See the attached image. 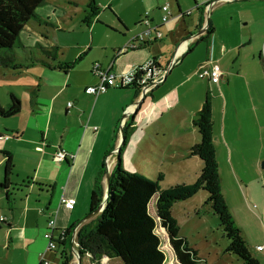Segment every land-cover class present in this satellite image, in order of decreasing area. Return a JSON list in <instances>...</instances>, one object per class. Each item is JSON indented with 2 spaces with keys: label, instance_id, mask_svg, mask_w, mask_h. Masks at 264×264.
<instances>
[{
  "label": "crops",
  "instance_id": "obj_1",
  "mask_svg": "<svg viewBox=\"0 0 264 264\" xmlns=\"http://www.w3.org/2000/svg\"><path fill=\"white\" fill-rule=\"evenodd\" d=\"M173 1L174 9L170 8V0H164L170 17L163 23L160 19L163 0L148 1L143 16L140 9L128 12L113 7L119 26L112 25L110 19L105 18L111 25L108 26L90 17V22L84 23L87 33L83 45L73 61L79 60L65 73L54 69V59L40 51L42 56L37 58L45 59L49 66L37 61L32 66L38 63L46 66L47 71L37 70L31 76L19 112L0 130V182L7 156L12 165L7 188L0 187V217L8 223L5 230H0V242L4 243L0 264H40L41 253L51 264L49 256L54 255L57 247L47 250V240L43 237L49 218L55 221L51 229L53 238L58 237V231L75 224L70 245L75 244L77 228L87 220L84 215L94 177L103 163L105 172L111 171L114 150L121 144L122 128L127 122H131L132 130L121 153L124 169L145 174L147 161L157 165L168 162L179 168L188 160L195 166L201 163L197 156L189 154L190 147L199 141L192 119L207 91L212 92L211 86L216 90L213 99L210 94L216 160L221 157L232 169L253 168L254 176L260 177V165L264 161V98L249 96L244 91L254 93V82L264 78V26L262 30L259 28L261 20L264 24V0ZM210 2L211 6L206 5ZM93 10V15H97V7ZM187 10L191 12L183 15ZM145 16L151 25H157L160 38H154L151 32L148 39L137 40L146 28L142 22ZM97 22L112 33L98 29ZM205 25L210 30L208 35ZM188 37H192L187 46L191 50L186 49L170 65L176 47L179 45L177 52L181 53L184 47L181 40ZM24 46L35 57L33 50ZM256 52L259 66L253 61ZM153 59L159 64L158 74L162 75V70L166 74L151 90L142 93L120 84L121 75ZM79 62L84 63L80 84L60 79V72L69 73ZM95 62L101 67L109 66L115 83L103 93L88 94L84 88L97 82L91 72ZM205 62L218 63V83L198 76L196 70ZM30 67L19 74L1 68L6 72L1 74L10 75L9 78L26 75ZM253 72L257 75L251 76ZM235 75L241 77L237 81V87L242 89L239 98L228 92ZM9 92L18 97L12 88L7 95ZM215 95L221 96L218 103ZM69 101L72 105L68 107ZM216 107L221 108L220 117H216ZM110 144L112 149L107 152ZM59 149L67 153L60 161L53 158ZM254 176L246 178L243 187L240 186L243 209L250 212L253 202L264 215V191L259 186L264 181ZM61 197H74L73 208L62 207ZM258 211L255 210L256 215ZM252 249L249 248L250 252L258 257V252Z\"/></svg>",
  "mask_w": 264,
  "mask_h": 264
},
{
  "label": "trees",
  "instance_id": "obj_2",
  "mask_svg": "<svg viewBox=\"0 0 264 264\" xmlns=\"http://www.w3.org/2000/svg\"><path fill=\"white\" fill-rule=\"evenodd\" d=\"M13 1L20 4L36 0ZM89 13L94 14L91 10ZM30 17L38 22L49 23L33 11H30L27 16L12 7L7 0H0V68L19 72L32 66L36 61L49 66L45 59L30 57L20 39V33ZM90 19L86 17L84 23L87 25ZM209 32L210 30L206 27V34L208 35ZM38 46L47 58L57 57L55 46L51 48L39 44ZM187 49L190 51L191 47ZM78 60L79 58L71 63L57 61L53 67L65 73ZM150 63L159 67L155 59ZM135 69L139 73V67ZM131 87L139 91V85L133 83ZM210 94L207 91L200 108L192 119V125L198 132L199 141L190 147L189 154L199 158L201 168L197 178L191 183H176L162 189L159 186V181L163 177L161 172L156 174L155 180H150L143 174L124 169L121 153L127 135L132 130V124L129 121L123 126L122 141L115 153V163L109 172L106 186L102 182L105 174L104 163L99 166L94 177L88 200V211L85 214L93 212L87 218L93 217L79 225L75 233V250L80 257L87 254L92 260L105 256L120 258L124 264H164L165 252L160 248L161 236L155 232L158 223L160 231L167 239L166 247L170 249V252L172 251L177 264H200L201 260L196 250L188 245L184 237L179 235V226L171 214V207L175 202L188 199L203 190L207 194L206 203H209L213 213L217 216L219 225L228 240L226 251L234 254L242 264H263L256 255L250 252L221 191L213 145ZM20 108L21 103L18 97L13 92H9L6 104L0 105V118L14 116ZM110 149H112V144L109 145L107 152ZM11 171L12 165L7 156L0 187L7 188ZM7 194L6 191V197H8ZM154 195H156L154 210L150 212L148 203ZM101 205V209L96 212ZM2 224L8 226L7 222L0 219V226ZM74 226L75 224L63 229L57 240V246L62 247L59 253L60 264H68L71 259L70 237Z\"/></svg>",
  "mask_w": 264,
  "mask_h": 264
},
{
  "label": "rangeland",
  "instance_id": "obj_3",
  "mask_svg": "<svg viewBox=\"0 0 264 264\" xmlns=\"http://www.w3.org/2000/svg\"><path fill=\"white\" fill-rule=\"evenodd\" d=\"M8 3L18 9L25 15H29L30 11L40 15L43 19L48 22H38L30 17L25 25L24 31L20 33V39L23 44L29 46L28 48L33 50L35 57L42 56L41 48L36 44L49 48V45L56 46L57 58L53 60L54 63L57 61L73 62L74 56L77 54L81 46L83 45L84 36L87 33V28L84 24L86 17H96L99 21L103 22L108 26H111L106 20L110 19L112 25H118V22L113 14V7L120 11V8L131 11L132 9H140L141 16H143L144 9L147 8V2L151 0H36L34 2L16 3L13 0H7ZM160 1V0H159ZM164 2V0H163ZM170 8L174 9V1L170 0ZM169 3V4H170ZM97 7V15H90V10L93 12V7ZM115 12V11H114ZM94 13V12H93ZM209 17V13L206 16V20ZM101 23H96V27L102 28L106 33L111 34L112 31L103 26ZM264 26L263 21L259 25L262 30ZM261 30H259L261 32ZM26 46V47H27ZM80 47V48H79ZM32 56L31 54L29 55ZM22 58V57H21ZM242 59V54L240 55ZM254 63L260 65L258 60V52L254 55ZM84 63L79 62L69 73H59L61 80H72L74 84L78 85L81 83V75L84 69ZM46 72L47 68L41 64H35L30 67L26 75H15L13 78H9L10 75L3 76L0 68V104L4 105L8 100L6 92L12 88L17 94L19 102L22 104L24 97L27 96L25 91L26 86L31 82V76L35 75L36 71ZM21 72V71H19ZM19 72H13L18 73ZM12 73V71H10ZM236 74V72H232ZM53 74V73H50ZM28 75V76H27ZM252 75H257V72H253ZM239 76V75H238ZM235 75L232 82L229 85V94L239 98L242 96V89L237 87V81L241 78ZM234 85V86H233ZM254 93L251 90L244 91V94L249 96H258L264 98V78L257 79L254 82ZM211 95L216 90L211 86ZM69 88H67L68 90ZM217 103L221 96L215 95ZM216 117L221 116V108L216 107ZM13 116L0 118V130L3 131V124L9 123ZM217 124L219 123V118ZM216 124V123H215ZM214 136V134H213ZM215 139V137H213ZM220 156H222L223 150L220 147ZM153 156L150 153V157ZM264 160V158H263ZM188 160L182 163V167L179 168L176 165L168 162H163L160 165L146 163V172L143 174L150 180H155L156 174L161 172L163 177L159 181L160 188H167L176 183H191L193 182L200 171L201 163L196 166ZM188 167H185V166ZM217 169L220 177L221 191L226 197L232 216L237 223L242 237L248 244V247L252 249L257 243L264 245V215L258 211L256 204L251 202L254 208L250 212L243 209L244 201L242 195H240V186L243 187L244 180L246 178H252L255 175L253 168H239L232 169L223 161L221 157L217 158ZM235 170L236 173L233 171ZM261 174L254 176V178H260L264 181V168L260 169ZM260 191H264V185L262 182L259 184ZM206 192L201 190L194 194L192 197L175 202L171 207V214L177 221L179 226V235L184 237L188 245L196 250L197 256L200 258V264H242L238 258L226 251L228 240L222 231V227L219 225L217 216L213 213L209 203H206ZM155 195L152 197L150 206L148 203V211L153 212L154 209ZM255 210L258 211L256 215ZM41 211V209H39ZM88 211V205L86 207L85 214ZM93 216L87 218L86 221L90 220ZM257 217V219H256ZM85 221V222H86ZM7 227L3 224L1 229ZM159 225L155 227V232L161 236L160 248L165 252L164 264H177L172 251L166 247L167 239L163 232L160 231ZM4 243L0 242V262H2L1 249H4ZM71 252V259L68 264H122L118 258H107L105 256L92 260L87 254L80 257L75 250V244L73 243ZM61 246H57L54 255L50 254L52 260L51 264H60L59 253ZM253 250V249H252ZM251 250V251H252ZM254 252V250L252 251ZM259 260L264 264V253L258 252Z\"/></svg>",
  "mask_w": 264,
  "mask_h": 264
},
{
  "label": "built area",
  "instance_id": "obj_4",
  "mask_svg": "<svg viewBox=\"0 0 264 264\" xmlns=\"http://www.w3.org/2000/svg\"><path fill=\"white\" fill-rule=\"evenodd\" d=\"M160 9L162 10L161 15V22L167 21V19L170 17L169 10H168V3L164 2L161 4ZM190 10H187L185 14H188ZM143 23H145L146 28L138 34L137 40H145L148 39L149 33L153 32L154 38L158 39L161 37V33L158 30L157 25H151V21L145 16L142 20ZM207 25L204 27L206 28ZM189 39H192V37H188L187 39H182L181 43H184V47L181 53L177 52L178 46L176 47L173 57L171 60L170 65L175 62L176 57L180 56L186 49L189 44ZM119 53V51L117 52ZM139 73L136 71V69L129 71L127 73H124L119 78L120 84L131 86L133 83L139 85V91L142 93H146L149 90H151L157 83L160 82V77L165 72L162 70V75L158 74V69L155 67L152 63H147L145 65H142L139 67ZM91 72L97 77V82L92 85H87L84 88V92L88 94H99L103 93L108 87L114 85L115 83V75L108 67H101V65L98 62L93 63L91 67ZM199 77H207L208 81L211 83H218L220 78V68L218 63L215 62H205L199 65V67L196 70ZM72 102H67V106H71ZM67 157V153L63 149L57 150L53 158L56 160H63ZM75 204V198L74 197H61L60 199V205L64 207L65 209H72ZM0 219H3L0 217ZM48 230L44 232L43 237L47 240L46 249L47 250H54L57 247V240L59 239V236L61 235L62 230L58 231V237L53 238L52 237V228L55 227V221L53 218H49L47 221ZM254 250L257 252L264 253V245L263 244H256L254 246ZM40 264H49V261L43 257V254H40Z\"/></svg>",
  "mask_w": 264,
  "mask_h": 264
},
{
  "label": "water",
  "instance_id": "obj_5",
  "mask_svg": "<svg viewBox=\"0 0 264 264\" xmlns=\"http://www.w3.org/2000/svg\"><path fill=\"white\" fill-rule=\"evenodd\" d=\"M206 5L211 6V2H210V3H207ZM190 12H191V11H190ZM190 12H189V13H190ZM189 13H188V14H189ZM188 14L183 13V15H188ZM207 19H208V18H207ZM200 31H201V29H200ZM200 31H198V32H200ZM198 32H197V33H198ZM263 56H264V51H263ZM165 74H166V71H165V72L163 73V75L160 77V81L164 78ZM116 151H117V149L114 150V152H116ZM260 166H261L262 168H264V161L261 162V165H260ZM105 173H106V174H105V178H106V183H107L109 172L106 171ZM105 190H106V188H105ZM101 207H102V205L96 210V212L99 211V210L101 209ZM92 213H93V212L88 213L87 215H85V218H87L88 216L92 215ZM118 259L120 260V262H121L122 264H124L123 261H122L120 258H118Z\"/></svg>",
  "mask_w": 264,
  "mask_h": 264
}]
</instances>
